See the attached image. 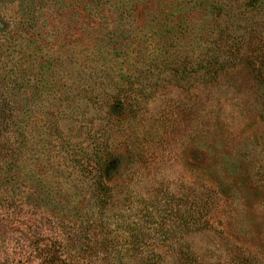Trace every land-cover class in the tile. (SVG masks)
<instances>
[{
	"label": "rangeland",
	"instance_id": "rangeland-1",
	"mask_svg": "<svg viewBox=\"0 0 264 264\" xmlns=\"http://www.w3.org/2000/svg\"><path fill=\"white\" fill-rule=\"evenodd\" d=\"M0 264H264V0H0Z\"/></svg>",
	"mask_w": 264,
	"mask_h": 264
}]
</instances>
